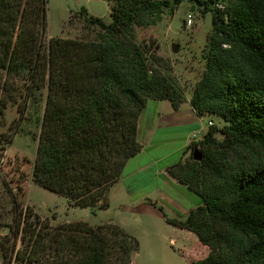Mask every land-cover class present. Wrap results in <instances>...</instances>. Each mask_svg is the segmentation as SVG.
Here are the masks:
<instances>
[{
    "label": "trees",
    "instance_id": "trees-1",
    "mask_svg": "<svg viewBox=\"0 0 264 264\" xmlns=\"http://www.w3.org/2000/svg\"><path fill=\"white\" fill-rule=\"evenodd\" d=\"M191 1L212 14L213 26L190 102L200 117L225 124L209 126L184 152L191 158L170 167L202 199L186 218L170 221L209 248L194 264H264V0ZM180 2L114 0L109 22L83 8L81 16L97 27L94 39L56 37L47 45L48 0H0V71L29 81L33 92L49 88L35 184L73 206L110 207L111 188L143 150L139 120L149 101L168 100L175 110L187 102L171 64L138 40V29L156 25ZM7 85L8 93L19 91ZM8 102L0 98L1 114ZM64 229L73 232L65 241L76 258L66 264H132L140 250L139 240L114 222Z\"/></svg>",
    "mask_w": 264,
    "mask_h": 264
},
{
    "label": "rangeland",
    "instance_id": "rangeland-1",
    "mask_svg": "<svg viewBox=\"0 0 264 264\" xmlns=\"http://www.w3.org/2000/svg\"><path fill=\"white\" fill-rule=\"evenodd\" d=\"M113 4L114 0H48L49 27L44 43L48 45L56 37L94 39L97 27L87 24L81 10L85 8L109 22ZM212 26V14L204 6L181 0L156 25L138 29V40L152 43L155 53L171 64L187 100L203 79ZM174 44L179 46L178 52H174ZM2 73L0 98L9 102L0 113V264H66L76 258L72 244L65 241L73 232L64 229L65 225L83 221L97 227L118 219L140 242L132 264H193L194 240L174 231L152 212L122 213L111 194L108 209L73 206L65 196L33 182L42 132L40 119L47 107L49 88L33 92L29 81L13 80L5 71ZM7 81L19 91L8 93ZM210 121L220 127L225 124L219 117L206 116L208 129ZM31 256L39 262L31 263Z\"/></svg>",
    "mask_w": 264,
    "mask_h": 264
},
{
    "label": "crops",
    "instance_id": "crops-1",
    "mask_svg": "<svg viewBox=\"0 0 264 264\" xmlns=\"http://www.w3.org/2000/svg\"><path fill=\"white\" fill-rule=\"evenodd\" d=\"M205 118L197 114L190 100L179 110L173 109L168 100H150L139 120L138 137L143 150L128 161L121 180L110 191L120 212L137 215L152 212L174 231L194 240L193 264L207 257L209 248L200 242L194 232L170 220L186 218L202 204V199L173 176L170 167L188 157L189 153L184 155V152L194 142V134L200 138L201 133L207 132ZM153 203L163 206L165 213ZM109 222L121 225L136 236L120 219Z\"/></svg>",
    "mask_w": 264,
    "mask_h": 264
},
{
    "label": "water",
    "instance_id": "water-1",
    "mask_svg": "<svg viewBox=\"0 0 264 264\" xmlns=\"http://www.w3.org/2000/svg\"><path fill=\"white\" fill-rule=\"evenodd\" d=\"M173 50H174V52H178L179 51V46L177 44H174L173 45ZM193 158L196 161H200V160L203 159V154H202V152L200 151L199 148H195L194 149Z\"/></svg>",
    "mask_w": 264,
    "mask_h": 264
},
{
    "label": "built area",
    "instance_id": "built-area-1",
    "mask_svg": "<svg viewBox=\"0 0 264 264\" xmlns=\"http://www.w3.org/2000/svg\"><path fill=\"white\" fill-rule=\"evenodd\" d=\"M214 123L212 121L209 122V126H212ZM198 134H194V139L197 140Z\"/></svg>",
    "mask_w": 264,
    "mask_h": 264
}]
</instances>
